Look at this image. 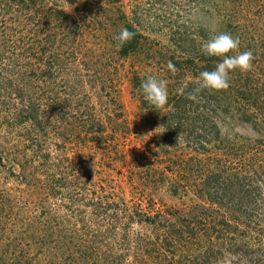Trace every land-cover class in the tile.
<instances>
[{
  "label": "rangeland",
  "instance_id": "obj_1",
  "mask_svg": "<svg viewBox=\"0 0 264 264\" xmlns=\"http://www.w3.org/2000/svg\"><path fill=\"white\" fill-rule=\"evenodd\" d=\"M0 264H264V0H0Z\"/></svg>",
  "mask_w": 264,
  "mask_h": 264
},
{
  "label": "clouds",
  "instance_id": "obj_2",
  "mask_svg": "<svg viewBox=\"0 0 264 264\" xmlns=\"http://www.w3.org/2000/svg\"><path fill=\"white\" fill-rule=\"evenodd\" d=\"M133 38L134 34L127 28L121 29L119 35L115 37L119 41V46L126 44ZM239 47V38L233 37L229 33L213 35L202 43V53L209 57L220 58L221 62L216 65L215 70L203 71L199 74L194 81L196 87L193 93L189 94V99L195 101L197 98L196 94L204 90L217 92L227 90L230 86V72L239 70L242 73H246L251 70L253 62L252 52H240ZM167 67L173 73L177 71L171 61L168 62ZM167 83L164 79H157L155 76L149 75L141 84L145 101L157 110L164 109L168 104ZM177 91L183 94L184 89L180 88ZM180 137L181 134L177 138L178 144Z\"/></svg>",
  "mask_w": 264,
  "mask_h": 264
}]
</instances>
